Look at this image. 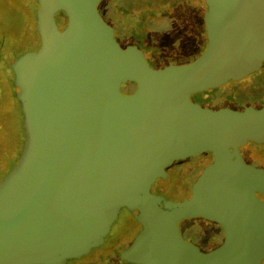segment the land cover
Instances as JSON below:
<instances>
[{
  "label": "water",
  "instance_id": "1",
  "mask_svg": "<svg viewBox=\"0 0 264 264\" xmlns=\"http://www.w3.org/2000/svg\"><path fill=\"white\" fill-rule=\"evenodd\" d=\"M34 1L39 47L12 65L25 142L0 182V264L81 259L123 209L141 230L119 264H261L264 169L239 150L264 143V107L211 110L191 97L264 67V0H201L205 51L158 69L115 41L105 0ZM203 154L211 163L188 200L151 193L166 167ZM195 219L220 227L219 247L203 253L180 237L177 224Z\"/></svg>",
  "mask_w": 264,
  "mask_h": 264
},
{
  "label": "rangeland",
  "instance_id": "2",
  "mask_svg": "<svg viewBox=\"0 0 264 264\" xmlns=\"http://www.w3.org/2000/svg\"><path fill=\"white\" fill-rule=\"evenodd\" d=\"M27 2V0H10L11 5H8V9L10 10V13H14L17 18L19 17V20H21L22 23L29 25L31 28L29 35L30 41H28L27 48L24 50H30L31 52L34 51L33 49L39 47L38 45L40 40L35 24L32 21L34 15L32 12L33 10ZM166 2H168V4H166V12L162 17V21L164 22V25L167 26L172 23L175 24V22L179 24L186 23L188 26V48L183 52L172 51L160 43L153 45H151V43H147L148 49L150 50L148 53L146 52L148 50L139 48L148 65L154 69L163 68L169 65L190 64L201 56V54L205 51L204 48L206 47L201 36V23L199 22L200 16L201 18L203 17V4L201 3L202 7L198 8V0H167ZM176 3H179V6ZM126 4L127 3L124 2L119 4L117 1L112 2L105 0L100 3L98 11L103 15L106 12L105 9L109 6L116 10L119 6H121V8L126 7ZM33 5L34 8L37 9L35 2H33ZM124 14L127 17H130L133 13L131 11L124 10L123 15ZM107 20L108 25L113 29L114 27L112 26L110 20ZM5 21L6 20L4 18H0V30H2V28L4 29L5 24L2 22ZM118 23H122L121 16H118V20H115V24L117 25ZM23 28L25 29V27L20 26L19 29L23 30ZM116 41H118V39ZM121 47L123 46L121 45ZM208 94L209 95H193L191 97V101L211 110H233L239 106H248L254 109H260L264 107V67H262L253 77L247 80L227 84L223 87L210 91ZM240 150L242 159L246 164L255 168L264 169V144L256 146L255 144L247 143L242 146ZM207 161L208 155L203 154L198 157L186 159L180 163V166L186 169V175H182V177L184 179L187 178L189 186L183 187V193L180 195L176 193L173 196L175 199L179 202H184L189 199V187L191 183L199 177L202 172L201 170ZM119 216V221L111 227V231L106 237L104 245L99 247V249L91 251V254L94 255V257L96 256V250H98L97 253L107 252L110 264L114 262V258L119 253L123 252L132 245L135 237L141 230L137 221L128 211L124 209L121 210ZM186 224L192 229L190 234L184 233L181 229V227ZM122 225H124L123 230H121ZM177 226L180 229V237L194 245L200 252L204 253L216 249L223 242V234L221 230L215 226H210L201 220L199 221L195 219L190 221H180ZM92 257L93 256H91V258ZM261 264H264V260Z\"/></svg>",
  "mask_w": 264,
  "mask_h": 264
},
{
  "label": "flooded vegetation",
  "instance_id": "3",
  "mask_svg": "<svg viewBox=\"0 0 264 264\" xmlns=\"http://www.w3.org/2000/svg\"><path fill=\"white\" fill-rule=\"evenodd\" d=\"M27 3L29 4V1ZM9 4L11 5L10 0H0V18L2 17L7 21L2 22L5 24V31L3 28L0 30V182L19 159L24 147V117L21 104L15 93L12 65L16 59L27 52H30V50H24L27 48L28 41H30L29 35L31 28L29 25L22 23V21L19 20V17L17 18L14 13H10V10L8 9ZM62 19L63 15L59 14L57 16V21L59 22ZM20 26L25 27V29L23 28V30H20ZM114 39L115 41L117 40L115 30ZM118 44L121 46L119 42ZM36 49L33 50L35 51ZM134 89L135 86L133 84L123 85L121 86V93L124 95H130L133 93ZM239 152L242 157L241 150H239ZM181 162L182 161H176L166 167L164 170L166 177L157 179L151 186V193L161 197L162 201H169L172 203L179 202L173 196L176 193L180 195L183 193V187L189 186L187 178L184 179L182 177V175H186V169L180 166ZM210 163V155L208 154V161L203 169ZM195 181L196 179L192 183ZM191 185L189 187V196ZM256 196L264 201V194H257ZM119 218L120 216H118V221ZM213 226H217L219 230H221L218 225L213 224ZM123 229L124 225H122L121 230ZM181 229L184 233L190 234L192 232V229L188 227L187 224L183 225ZM178 230L180 234L179 227ZM97 251L98 250H96L95 257L90 252L87 256L78 260L69 261L67 264H110L108 253H97ZM91 256L93 257L91 258ZM114 259L115 260L112 264H119L116 257Z\"/></svg>",
  "mask_w": 264,
  "mask_h": 264
},
{
  "label": "trees",
  "instance_id": "4",
  "mask_svg": "<svg viewBox=\"0 0 264 264\" xmlns=\"http://www.w3.org/2000/svg\"><path fill=\"white\" fill-rule=\"evenodd\" d=\"M31 9L33 10L32 21L36 22L35 12L33 2L34 0H28ZM111 1V0H109ZM167 0H120L117 1L119 4L127 3L126 7L114 10L113 7L109 6L105 9V13L101 16L108 21L110 20L113 29L116 33V38L119 43L126 48L128 46H136L138 49L143 48L147 53L150 52L147 43L157 44L160 43L172 51H184L188 48V29L186 23H172L167 26L164 25L162 17L166 12V2ZM108 2V1H107ZM114 2V1H112ZM202 2L198 0V8L202 7ZM179 6V3H176ZM36 5V3H35ZM124 10L131 11L133 14L130 17L123 15ZM118 16H121L122 23L115 24V20H118ZM62 20L58 22L59 27H63ZM199 22L201 23V36L205 42V31L202 23V18L200 16ZM36 26V25H35ZM205 49V48H204ZM140 51V50H139ZM207 93H202V95H209ZM264 144V143H263ZM262 144V145H263ZM260 146V145H259ZM200 172V171H199ZM201 220L210 226L214 223ZM215 225V224H214ZM217 227V226H215ZM218 228V227H217ZM219 229V228H218Z\"/></svg>",
  "mask_w": 264,
  "mask_h": 264
}]
</instances>
